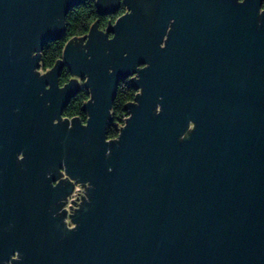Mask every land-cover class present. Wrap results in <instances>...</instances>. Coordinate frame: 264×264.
Listing matches in <instances>:
<instances>
[{"label":"water","instance_id":"water-1","mask_svg":"<svg viewBox=\"0 0 264 264\" xmlns=\"http://www.w3.org/2000/svg\"><path fill=\"white\" fill-rule=\"evenodd\" d=\"M87 1L0 0V264H264V0H94L126 12L42 73Z\"/></svg>","mask_w":264,"mask_h":264},{"label":"trees","instance_id":"trees-1","mask_svg":"<svg viewBox=\"0 0 264 264\" xmlns=\"http://www.w3.org/2000/svg\"><path fill=\"white\" fill-rule=\"evenodd\" d=\"M264 8V4H263ZM126 12L124 7L115 15L100 16L98 13L96 1L89 0L86 3L74 8L66 17L65 37L58 41H52L45 45L42 52V70L52 69L58 60L63 56L67 43L74 39H83L90 32L95 23L99 24L101 30H104L110 23H114L118 17ZM71 72L68 68L62 70L60 84L61 86L69 82ZM139 93L130 80L122 81L119 85L116 99L111 110L110 122L107 128V139L115 140L119 137L121 129L125 126L129 113L126 110L127 105L133 102ZM90 90L81 87L76 96L64 110L65 118H78L86 124L88 114L84 110L85 104L90 100Z\"/></svg>","mask_w":264,"mask_h":264},{"label":"flooded vegetation","instance_id":"flooded-vegetation-1","mask_svg":"<svg viewBox=\"0 0 264 264\" xmlns=\"http://www.w3.org/2000/svg\"><path fill=\"white\" fill-rule=\"evenodd\" d=\"M73 41L74 42H76V44H79L81 47H82V41H81V39H74V40H71V43L73 44ZM70 42V41H69ZM65 68H68V66H65L63 69H65ZM69 69V68H68ZM50 70V69H49ZM49 70H42L41 69V72L42 73H45V72H47V71H49ZM70 71V70H69ZM71 72V71H70ZM73 80H75V81H77L78 82V84H79V82H80V84H79V86H80V88L81 87H84V84H85V82H86V80L85 79H81V78H78V77H74L73 75H72V73H71V78L69 79V82L70 81H73ZM130 81L132 80V78H130L129 79ZM68 82V83H69ZM82 82V83H81ZM68 83H66V84H68ZM65 84V85H66ZM65 85H63V86H65ZM63 119H66L65 117L63 118ZM70 119H72V118H70ZM191 127H192V125H191ZM55 174H57V176H56V180H55V182H53V186H57V185H64V184H70L71 186L73 185V180H71L65 173H64V171L63 170H58V171H56L55 172ZM61 203V202H60ZM60 203L58 204V203H56L55 204V206L57 207L58 205H60ZM59 213L58 212H56L55 213V215L56 216H59L58 215ZM68 216V215H67ZM66 218V217H65ZM71 224V223H70Z\"/></svg>","mask_w":264,"mask_h":264},{"label":"built area","instance_id":"built-area-1","mask_svg":"<svg viewBox=\"0 0 264 264\" xmlns=\"http://www.w3.org/2000/svg\"><path fill=\"white\" fill-rule=\"evenodd\" d=\"M75 188H79V185H78V183L77 182H75ZM69 198V200H68V204H67V209L69 208V205H70V201H71V199L73 198V193L68 197ZM66 221L68 222L67 223V226L69 227V228H72L73 227V224H70V218L69 217H67L66 218Z\"/></svg>","mask_w":264,"mask_h":264},{"label":"rangeland","instance_id":"rangeland-1","mask_svg":"<svg viewBox=\"0 0 264 264\" xmlns=\"http://www.w3.org/2000/svg\"><path fill=\"white\" fill-rule=\"evenodd\" d=\"M81 83H82V82H81ZM70 223L73 224V223L71 222V220H70Z\"/></svg>","mask_w":264,"mask_h":264}]
</instances>
